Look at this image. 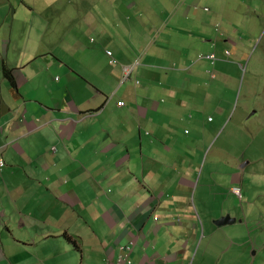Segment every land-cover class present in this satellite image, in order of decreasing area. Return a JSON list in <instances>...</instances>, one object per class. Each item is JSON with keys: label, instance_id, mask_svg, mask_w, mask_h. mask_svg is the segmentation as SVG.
I'll return each mask as SVG.
<instances>
[{"label": "crops", "instance_id": "1", "mask_svg": "<svg viewBox=\"0 0 264 264\" xmlns=\"http://www.w3.org/2000/svg\"><path fill=\"white\" fill-rule=\"evenodd\" d=\"M10 1L0 0V149L6 162L0 171V264H114L127 246L132 264H264L260 228L225 227L237 218L222 211L217 219L206 210L220 189L216 182L209 187L216 194L207 193L197 178L206 135L219 129L205 124L214 122L205 118L203 103L212 85L197 81L193 68L177 69L198 51L185 45L173 62L159 44L165 28L195 37L213 17L228 26L242 24L237 19L260 25L264 1L220 0V9L204 16V0H114L128 14L117 17L111 4L98 8L101 17L90 18L87 32L78 31L84 39L71 21L56 19L57 2ZM232 2L236 6L226 7ZM183 15L187 31L176 27ZM132 24L150 31L134 36ZM209 32L206 54L218 49L221 57L231 32ZM108 50L118 64H110ZM136 61L132 78L122 83V66ZM253 184L244 189L243 180L234 187L249 193ZM222 233L232 256L196 263L204 240L213 251Z\"/></svg>", "mask_w": 264, "mask_h": 264}, {"label": "rangeland", "instance_id": "2", "mask_svg": "<svg viewBox=\"0 0 264 264\" xmlns=\"http://www.w3.org/2000/svg\"><path fill=\"white\" fill-rule=\"evenodd\" d=\"M21 1L26 2L27 0H11L10 4L15 6ZM113 1L42 0V2L49 4L57 2L54 9L59 10V15L56 16V19H60L62 25L71 21L77 28L75 34L81 39L85 37L78 31L87 32L86 26L90 23V18L96 17L95 19L98 20L101 17L98 8H109L111 4L112 11L117 17L128 14L124 7L122 8L118 4L114 5ZM128 1L132 2L133 0ZM146 1L142 0V2ZM219 1L204 0V16L210 15V10H219L222 6ZM240 1L243 5L244 0ZM257 1L263 5L264 0H255L254 3ZM87 6L92 9L86 11L84 8ZM234 6H236V2H232L226 7ZM111 20L115 24L118 23L112 17ZM237 20L241 21L243 26L241 23L229 20L231 24L228 26L227 21L214 19L213 17V22L200 26L198 32L195 33V37L190 36L187 32L178 35L176 30L165 28L166 34L163 36L164 39L159 40V44L162 43L166 46L169 56L171 55L170 60L173 62H179V59L172 56L179 53L181 47L185 45H187L189 51H198L189 64L185 66V63H183L177 69L186 71L193 68L196 70L197 81L201 79L212 85L209 89L205 87V102L203 103L206 106L205 118L211 116L214 122L211 123L207 120L205 124L207 127H213L215 131L219 129L216 133L210 132L206 135L207 147L199 163L197 178L198 176L201 177V182L206 183L202 188L207 193L213 192L216 194L214 189L209 191V187L215 185L216 182L220 183V189L217 195L209 197L208 204L210 206L206 207V210L213 212L217 219L228 213L237 218L236 223L232 222L234 224H228L225 227L237 225V227L260 228L264 233V22L260 25H251L249 22L244 23L241 19ZM107 21L109 22V20ZM131 26L133 27L131 34L134 36L136 33L141 32L143 33L139 36H145L150 31L146 24L138 25V27H135L134 24ZM151 27L152 24L149 25V28ZM176 27L181 31H187L189 20L183 15V24L182 20H179ZM210 28H213L216 35L220 37L224 34L229 35L231 32V41L221 50V57L218 55L220 51L214 49L215 60L205 56L210 45L205 41L212 39V33L209 32ZM63 29L65 28L62 26L64 32ZM66 29L68 30V28ZM196 35H200V37ZM120 36L123 41L131 45V42L124 37H128V35L121 32ZM89 37V34H87L84 40L85 45H88ZM91 37L94 38L95 35ZM97 38L99 37L97 36ZM98 43L105 47L110 46L106 42L102 43L101 38L98 39ZM143 52H146V50ZM220 62H224V64H220ZM184 71L181 72L179 79L185 84L189 79L186 78ZM212 72L215 73V77L212 76ZM218 121L221 123L220 126ZM190 127L193 128L191 125ZM243 180L245 183L244 189H249L250 184H253L252 182H254V186L249 193L242 190L243 198L239 200L233 192V187L241 186ZM224 192L232 195L225 199L227 194L222 196ZM233 203H235L234 206ZM199 209L204 215L205 209L201 206H199ZM222 211H224L223 215H221ZM203 219L206 220V217H203ZM256 238L258 237L255 234L253 239ZM221 240L214 244L222 245L215 246V250L211 251L209 247L213 244L210 243V240L205 239L203 247L200 248L196 256V263L202 260L203 257L208 259L217 258L218 260L222 257H231L235 250L228 253H226L227 250L224 251V245L228 241L227 235L222 233Z\"/></svg>", "mask_w": 264, "mask_h": 264}, {"label": "built area", "instance_id": "3", "mask_svg": "<svg viewBox=\"0 0 264 264\" xmlns=\"http://www.w3.org/2000/svg\"><path fill=\"white\" fill-rule=\"evenodd\" d=\"M106 55L109 56V58L111 59L110 60L111 64H115L117 62L116 59L113 57V54L110 53L109 51H106ZM207 58L213 60V59H215V55L212 54V55L208 56ZM138 64L139 63L136 62L134 64V66H136ZM134 66H124L123 67L122 80H126V79L130 78ZM123 104H124L123 102L120 103V105H123ZM5 166H6V162H5L4 157H3V152H1V149H0V171H2ZM233 191L239 198H242V192H241L240 187H234ZM122 249L125 250L127 252V254L120 255L116 259L114 264H132V260L130 259L132 247L127 246V247H122Z\"/></svg>", "mask_w": 264, "mask_h": 264}, {"label": "clouds", "instance_id": "4", "mask_svg": "<svg viewBox=\"0 0 264 264\" xmlns=\"http://www.w3.org/2000/svg\"><path fill=\"white\" fill-rule=\"evenodd\" d=\"M109 51V50H108ZM110 53H112L113 54V52H111V51H109ZM105 53H106V51H105ZM228 53V52H227ZM215 55V59H216V54L215 53H211V54H207V55H205L206 57H208V56H210V55ZM107 57H109V56H107ZM113 57H114V55H113ZM115 58V57H114ZM110 59V58H109ZM116 59V58H115ZM215 59H213V60H215ZM111 60V59H110ZM116 63L115 64H118L119 62H118V60L116 59ZM136 62H138V61H136ZM135 62V63H136ZM134 63V64H135ZM139 63V62H138ZM111 64V63H110ZM115 64H111V65H115ZM134 64H132V65H126V66H134ZM139 65V64H138ZM137 66V65H136ZM123 67L124 66H122V73H123ZM134 68H135V66L133 67V70H134ZM133 70H132V73H131V76H130V78H128V79H126V80H122V75H121V80H122V83H124V82H126L127 80H129V79H131L132 78V75H133ZM214 76V75H213ZM135 82L136 83H139L140 81L138 80V79H136L135 78ZM121 103V102H120ZM120 105V104H119ZM124 105V104H123ZM123 105H120V106H123ZM210 120H211V117L209 118ZM234 188V187H233ZM242 192V191H241ZM243 196V195H242ZM240 200L242 199V198H239ZM123 250V249H122Z\"/></svg>", "mask_w": 264, "mask_h": 264}, {"label": "trees", "instance_id": "5", "mask_svg": "<svg viewBox=\"0 0 264 264\" xmlns=\"http://www.w3.org/2000/svg\"><path fill=\"white\" fill-rule=\"evenodd\" d=\"M255 1V0H254ZM254 1H253V4H255V5H257V6H259L260 5V2L259 1H257V2H255L254 3ZM5 75L8 77V78H10L11 77V74H10V70H8V69H6L5 70ZM73 242V241H72ZM74 243V242H73Z\"/></svg>", "mask_w": 264, "mask_h": 264}, {"label": "water", "instance_id": "6", "mask_svg": "<svg viewBox=\"0 0 264 264\" xmlns=\"http://www.w3.org/2000/svg\"><path fill=\"white\" fill-rule=\"evenodd\" d=\"M234 221V219H232ZM228 222H231L230 220Z\"/></svg>", "mask_w": 264, "mask_h": 264}]
</instances>
